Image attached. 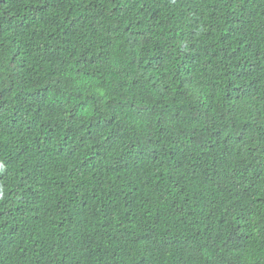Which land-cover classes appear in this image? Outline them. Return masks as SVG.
Instances as JSON below:
<instances>
[{"label": "trees", "instance_id": "16d2710c", "mask_svg": "<svg viewBox=\"0 0 264 264\" xmlns=\"http://www.w3.org/2000/svg\"><path fill=\"white\" fill-rule=\"evenodd\" d=\"M0 264H264V0H0Z\"/></svg>", "mask_w": 264, "mask_h": 264}]
</instances>
